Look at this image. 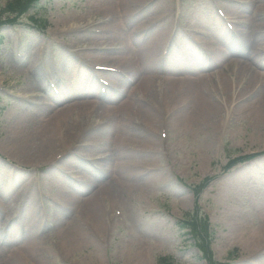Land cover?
I'll use <instances>...</instances> for the list:
<instances>
[{
	"label": "rangeland",
	"instance_id": "1",
	"mask_svg": "<svg viewBox=\"0 0 264 264\" xmlns=\"http://www.w3.org/2000/svg\"><path fill=\"white\" fill-rule=\"evenodd\" d=\"M9 1L0 0V7ZM244 2L229 11L225 0H150L140 3L138 14L129 19L122 9V14L114 9L106 13L104 0H39L37 13L20 16L17 24L0 29V264L24 247L33 230L43 240L39 245L45 264H159L160 257L175 264H207L198 248L200 238L190 232L189 223L197 218L210 225L216 261L264 264V250L260 255L251 252L255 233L264 231V129L256 128L251 113L237 115L226 108L210 130L190 123L184 110L177 111L178 117L163 131L166 142L157 145L159 136L155 137L152 159L128 147L142 166L130 169L127 188L117 192L108 186L110 179L119 180V165L128 158L120 155L121 130L110 116L116 118L123 110L129 91L136 90L142 78L167 80L173 72L180 78L193 77L196 68L208 85L227 77L234 90L244 92L240 71L249 64V55L264 49V40L254 42L243 24L250 14L247 7L256 8L258 2ZM216 5L228 12L227 19L218 15ZM116 27L124 32L116 33ZM158 31L164 37L151 38ZM174 35L181 38L169 48ZM124 41L130 44L128 49L105 54L118 51ZM148 42L158 52L155 63L145 66L142 55ZM110 44V49H98ZM130 55L133 67L120 60ZM28 58L44 85L31 92ZM106 64L112 71L94 67ZM227 65L232 67L226 70ZM260 71L264 76V68ZM52 81L59 96L53 94ZM77 84L95 91L82 104L87 106L81 119V112L70 115L74 124H83L85 134L76 136L71 130L66 140L53 137L54 145L43 157L17 149L13 137L19 129L33 137L40 126L41 112L35 108L43 101L66 103L65 92L72 94ZM218 98L224 109L229 97ZM141 99L138 94L137 100ZM59 110L52 116L60 118ZM93 123L96 132L86 136ZM251 154L254 159L228 167L229 160ZM76 177L84 184H78ZM205 178L211 182L197 197L195 187ZM99 191V199L94 198L99 211L107 214L106 228L101 231L97 226L100 234L94 228L85 230L81 242H67L62 231L77 216V203ZM64 241L69 243L67 252L61 245Z\"/></svg>",
	"mask_w": 264,
	"mask_h": 264
},
{
	"label": "bare ground",
	"instance_id": "2",
	"mask_svg": "<svg viewBox=\"0 0 264 264\" xmlns=\"http://www.w3.org/2000/svg\"><path fill=\"white\" fill-rule=\"evenodd\" d=\"M104 1L106 3V7L104 9L106 13L109 14L114 9L116 13L122 14L120 11L122 9L124 16L129 19H133L138 14L136 10L139 8L140 3L149 2L150 0H115L114 3L110 0ZM240 1L241 0H228L229 11H233L237 7L239 8ZM256 1L258 2V7H247V10H250V14L245 17L246 21L243 22V24L245 25L246 33L253 37L254 42L255 40L257 42H262V40H264V0ZM110 4L113 5L111 6ZM225 14L228 15V12ZM110 18L115 20L113 17ZM77 24L79 23H73L71 26H75ZM114 31L118 34L124 32L117 27ZM167 34L168 33H166V35ZM159 37H164L163 32L161 33V31H158L155 34H152L151 38L159 39ZM167 37L168 36L165 37L163 43L166 41ZM122 44H124V46L122 45L120 48H117L118 51H108L105 52V54L118 53L120 52V49H128L130 46V44L126 41ZM162 46L163 44L161 45V48ZM99 48L107 50L111 48V44L106 46L101 45ZM144 49L145 56L142 55V62H144L145 66L153 65V63H155L158 50H154V47H152L150 42L146 43V47H144ZM263 52L264 49L260 51L256 50L253 55H249V64L245 63L242 68L243 70L240 71L242 72V76H244L240 78V81L242 80L244 83L240 89L244 91L242 93H239L237 89L234 90V85L231 82L232 80L230 79L229 81L227 77H224L222 83L208 85L206 78L197 73L196 68L195 73H192L194 74L193 77L186 76L180 78V74L173 72L174 75L167 80L156 77H152V79L142 78L141 84L136 90H128L129 95L123 110L117 113L116 118L114 116H110V119H117L118 127L121 130L122 137L118 141L120 155L124 153L128 156V158L125 162L120 163L119 165L118 169H121L117 176L119 180L114 178L110 179L108 186L117 192L122 190V187L127 188L130 180L128 179V177H130V169H134L136 165L142 166V163L137 161V159L134 161L136 154L129 153L127 151L128 147H131L130 151H135V153L139 152L141 153L140 155L148 156L152 159L151 157H153V153L156 151L154 148L155 143H153L157 141L155 137L158 138L159 136L157 145H161L166 142L163 141V131L167 130L170 121L173 120L174 117H178L177 111H180L181 109L186 112L187 120L190 121V123H198L199 125L204 124L206 125V128L210 130L213 129V124L218 117L223 114L222 112L223 110L225 111L226 108L229 113L232 114L236 113L238 115L239 113H251V116L256 119V128L264 129V76H261L262 72L260 71L261 68H264ZM123 58L125 57H121L120 60H126V62H124L126 65L129 67L134 66V57L132 55L125 59ZM28 60L27 69L31 72L29 75V92H31L33 88L43 87L44 85L42 79L40 78L41 76L39 71L34 66L33 60L30 58H28ZM16 65H18V62H16ZM18 67L20 66L18 65ZM105 67L106 69H113L108 64H106ZM230 67L232 66L227 65L225 68L227 70L230 69ZM73 88L74 89L72 91H74L73 93L76 95L65 92L63 101L67 104H61L59 103L60 101L54 100L53 102L43 101L38 109L35 108L37 111L41 112L39 117L40 126L37 128L36 133H32L35 137L24 134L23 129H19V133L13 137L15 144L18 146L17 149L31 152L34 151L36 156L43 157L47 154L46 151L54 145L53 137L60 136V138L66 140V138H68L67 135H69L68 132L71 130L77 133L76 136L85 132V129L82 130L83 124L78 121L74 124L70 119V115L73 114L74 116L75 113L81 112L78 114V118L81 117L87 106L82 104H86L89 98L95 96V91L94 89L89 90L88 88L82 87L81 84L74 85ZM138 94H141L142 96V99L139 101L137 100ZM157 95L162 97V102ZM219 96L229 97V101H227L224 109L221 98H218ZM154 97H156V101L151 100V98L153 99ZM37 105L39 104L37 103ZM56 109H60L58 114H61V119L52 116ZM93 109V106L90 107L88 112ZM88 112L85 114L86 116L88 115ZM174 113L177 115H174ZM158 118L160 119L158 120ZM134 125L138 127V130L134 127ZM87 127H89V130L86 132V136L91 134V132H96L95 129L97 125H94V123L93 125H88ZM220 130L221 128H218V131ZM107 142L110 145L111 140H108ZM132 156L133 158L131 159ZM78 179H80V181L78 180L77 183L83 185L84 181L81 178ZM84 187L86 186L84 185ZM15 192V194H20L19 187L16 188ZM2 193L4 196L5 192L2 191ZM100 193L101 191L95 192L92 197L86 200L84 199L85 202L77 203L79 204L77 216L74 218V221L68 225L67 229L62 231H66L67 242H81L82 236H86L87 234L85 230H92L94 228L95 231L99 233V230L96 228L97 226L100 227L101 231L106 228L107 225L105 224H107V214L105 215L106 212L103 213V209L101 212L99 211L97 206L98 201L94 198L98 197L99 199ZM64 194L66 193H63V195ZM103 195H105V193H103ZM75 199H77V197ZM104 199L105 198L102 196L101 200ZM83 226H85V229ZM34 232V230L30 231V233L26 235L24 247L12 252L10 258L6 257L4 259L7 260L6 264H45V260L43 258L44 254L42 250H40L39 245L40 241L42 242L43 240L38 238V234H34ZM67 242H61L65 251L67 250L66 245H69ZM251 247L252 254H262L264 250V231H257L255 233L251 242ZM23 251H28L30 253L24 254Z\"/></svg>",
	"mask_w": 264,
	"mask_h": 264
},
{
	"label": "trees",
	"instance_id": "3",
	"mask_svg": "<svg viewBox=\"0 0 264 264\" xmlns=\"http://www.w3.org/2000/svg\"><path fill=\"white\" fill-rule=\"evenodd\" d=\"M35 1L36 0H12L11 2L8 3L6 8L0 10V22H2V17L5 16V12L7 11H10L12 13L24 12L26 9L30 8ZM159 264H171V262L170 261L168 262L164 258H161L159 260Z\"/></svg>",
	"mask_w": 264,
	"mask_h": 264
}]
</instances>
